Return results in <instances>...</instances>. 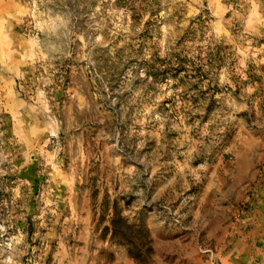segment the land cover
Instances as JSON below:
<instances>
[{"label":"rangeland","instance_id":"1","mask_svg":"<svg viewBox=\"0 0 264 264\" xmlns=\"http://www.w3.org/2000/svg\"><path fill=\"white\" fill-rule=\"evenodd\" d=\"M0 264H264V0H0Z\"/></svg>","mask_w":264,"mask_h":264},{"label":"trees","instance_id":"2","mask_svg":"<svg viewBox=\"0 0 264 264\" xmlns=\"http://www.w3.org/2000/svg\"><path fill=\"white\" fill-rule=\"evenodd\" d=\"M114 229L116 230V226H114Z\"/></svg>","mask_w":264,"mask_h":264}]
</instances>
